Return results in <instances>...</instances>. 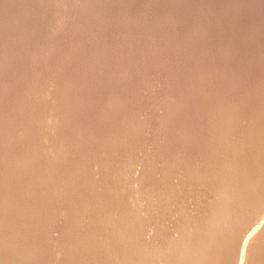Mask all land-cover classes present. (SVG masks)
I'll return each mask as SVG.
<instances>
[{
	"label": "rangeland",
	"instance_id": "rangeland-1",
	"mask_svg": "<svg viewBox=\"0 0 264 264\" xmlns=\"http://www.w3.org/2000/svg\"><path fill=\"white\" fill-rule=\"evenodd\" d=\"M0 3V12L3 10L2 13H0V93H2V95L0 94V98H4L0 99V107H5L0 109L2 111L0 114L3 115L0 116L2 118L4 117V121L5 118L8 117L6 118L8 119L6 120L7 122L11 118L10 123L19 118L16 123L15 121L14 124L12 123L13 126L9 122L10 126L6 122L7 125H4L3 119L0 118V122L3 121L1 122L3 125L0 123V128L1 126L3 128L7 126L5 130L9 129L8 132L4 130V132H7L6 134L9 133V135H11V131L13 130V137L9 139L8 135L5 142L3 141L4 138L1 137H4L6 134L2 135L1 133L3 130L1 131L2 128L0 129V147H2L0 150L3 151H0V162L2 163L4 160L5 163L3 166L7 164L4 166V168L7 169H0V174L2 173L1 175L4 176L3 172L8 170V173H5L7 179L0 175L1 178H4L2 180H4L5 183L7 182L6 184L4 183V189L3 186H1L2 180L0 178V189L2 188V194L0 193V196L2 197L5 194L4 190H6L7 187L9 189L7 188L6 194L7 191L10 193L7 194L8 196L4 195V197L7 196L8 198L6 197L5 199L4 197H0V200H5V202H7L9 198H11L9 199L11 201L16 198V201L14 200L16 205H19L18 202H20L24 208L28 206L26 207L28 211L33 210V208L38 205V209L34 208L31 214L26 210V213H22L18 217L19 221H22H20L22 230L19 229L21 226L19 227L17 218L15 220L12 219L13 222H17L15 227L16 230L13 229L14 236L12 240L16 237L15 239L17 242H15L16 240H14V242L15 244L18 243V250H16L17 248L15 247L17 246L15 245L14 247V242L11 240L10 245H12L13 251L11 250V253L4 251V258H11L15 250L19 251L21 254L20 249H24L26 246L25 250L21 249L23 251L22 255L31 252L32 256L36 255V259L33 257V261H38V257H40L41 259L39 260L41 262L38 261L37 264H74L75 261L77 264H93L96 258V263L94 262V264H111L113 261V264H126L125 257L128 259L130 256L132 258V264H237L238 252L244 236L247 234L246 232L257 220L259 221V219L263 217L262 214L264 211V0H0ZM48 12H50V14H48ZM3 14L5 16H3ZM170 14H172V16ZM1 19L5 20L1 21ZM46 19L49 21L48 24L46 23ZM56 19L60 23L57 24ZM54 20L56 22H54ZM23 29L26 30H24L25 33ZM51 29L52 31H50ZM53 29L56 30L57 33H55L56 31ZM61 30L64 31L62 32ZM85 30H87V32H85ZM26 32L27 34L29 33L30 36L27 35ZM12 34H16L17 36ZM24 34L27 37L24 36ZM67 36L69 37L66 38ZM14 37L15 39L18 38L17 42L21 40L22 44L21 42L15 43L16 40H14ZM29 37L30 39H27ZM18 45L19 48L21 46V49L18 48ZM11 47L13 48L10 50ZM57 47L59 49H57ZM53 51L55 53H52ZM24 53L30 58L26 59L27 57L25 58L19 55H23ZM17 56L23 58L24 61L21 59L20 62H18L19 58ZM52 58H56L55 62ZM101 59L105 60L102 62ZM11 60L13 62H11ZM43 60L44 64H42ZM56 60H59L62 64L58 61L56 62ZM51 65H53V67H51ZM13 66L14 69L16 67V72ZM22 70L23 72H27L23 73ZM99 71L101 73H99ZM17 73L18 75L19 73H23L26 77L23 75L18 76ZM28 74H30L29 77ZM66 81H68V83ZM27 82L29 83L27 84ZM43 83L44 85L48 83V85L46 84L48 87H45ZM34 84H37V86L35 89H32V87L34 88L35 86ZM32 90L34 95L32 99L37 97V93L46 95L44 98L41 95V99H38L36 102L37 98L40 97L39 95L35 101L32 100L31 102L29 92ZM26 95L30 98L29 100ZM109 96L110 98H108ZM184 98L187 100H184ZM194 98L195 101L193 100ZM25 99H27V101H25ZM45 99L47 100L45 101ZM40 100H44L45 102H41ZM33 101L35 103H33ZM1 102L3 104L8 102V104L3 105ZM20 102L26 103L23 104ZM30 102L31 105L32 103L36 104L37 108L36 105H32V107L34 106L35 108L33 107V110H30L32 109L31 106H29ZM80 102H83V104ZM88 102H90V104H88ZM193 102H195V106ZM114 103L117 106L114 105ZM20 104L23 105L19 107ZM26 107L30 108H27V110ZM84 107H86V109ZM4 109L7 113L3 111ZM24 109L28 112L26 116L27 119L29 116V121L31 120L30 115H32L30 113L35 114L32 115L31 122L27 121L25 117L26 111ZM35 109H37L36 112ZM23 110L25 112H23V118H21V111ZM38 110H40V113ZM63 111L67 113L65 114ZM110 111H113V114ZM3 112L7 115H4ZM44 112L45 114H43ZM40 114L43 120L39 116ZM70 116L73 119L70 118ZM36 117H40L38 118L40 119L38 123ZM66 117L68 118L66 119ZM49 118L54 122L49 120ZM64 118L66 120H64ZM35 119L36 125L40 129L34 125ZM69 121H71V123ZM17 123H19V125L22 124L20 128L22 129V135L25 139L19 137L22 135L21 129H18L19 126ZM49 123L52 125L53 129ZM67 123H69L70 127ZM15 124L18 127L15 126ZM30 124H32V126L34 125L33 128ZM47 124L49 126L46 127ZM41 125L44 128L41 127ZM14 126L15 129H13ZM29 126H31L32 129ZM25 128H29L31 131L27 129L26 131ZM34 128L35 130L37 129V131L39 130L40 133L35 131L37 134L34 133L33 135L35 136L31 137ZM17 130L18 132H16ZM64 130L66 132H64ZM38 133L42 135L40 136ZM14 134H17L16 138ZM65 135H68V138ZM28 136L30 140H35L31 142ZM38 137L40 139H37ZM44 137L46 139H44ZM13 138L14 140L11 141ZM17 138H20L23 144L20 143ZM61 138L62 141L60 140ZM8 139L10 141H8ZM23 140L26 141V144L28 143L27 141L31 142V144L27 145H34L36 149L34 146H32L33 148L30 147L32 148L31 150L29 147L28 149L25 148L26 150L21 149L25 146ZM43 140L47 142L46 144L44 143V145ZM49 142L51 144H49ZM62 143L65 146H63ZM19 144L21 145L19 146ZM37 144L41 145V147L38 146L42 149V146H44L46 150L45 148L43 150H45L46 153L49 150L50 153H48L51 155L56 151L58 160L60 158L63 159L60 161H58L57 158L54 159L56 154H54V157L52 156L53 159L48 158V155L45 156L46 154L44 153L39 155L43 150L39 151L38 149L40 148L38 147L37 149ZM54 144L59 145V147L57 145L55 147ZM15 145L17 148H15ZM17 145L20 147L19 150H23V152L26 151V155L18 150L19 147ZM27 145L25 147H27ZM105 149L107 150L106 152ZM37 150L40 152L39 154ZM61 150H64V155L60 154ZM82 150L85 156H82ZM32 151L36 153L34 152L33 155H29L30 158L27 154H32ZM64 152H66V154ZM79 154H81V156ZM36 155L45 156L46 159L42 157L47 164L41 162L44 160H41V157L39 158V156ZM51 155L49 157H51ZM35 156L39 158V162H36L38 158H35V161L34 159L32 160ZM16 157L23 158L20 160V164L19 159L14 161V159H17ZM24 158L25 160L26 158L28 159L27 163L30 161V168L33 166L36 167L37 163H40V167L42 166L41 163L44 164V166L46 165L45 167L42 166L44 171L40 167H37L38 169L40 168L39 171L35 167L31 169L28 167L29 169H24L26 171L29 170V172L33 170L34 172L26 173L23 171V163L26 162ZM54 160H56L55 162H57V164L53 163ZM15 162H17V164ZM50 162L57 166H55V168H57L56 170L53 166L54 172H52L53 168L51 169V164L49 165ZM0 165L2 166V164ZM8 165L9 167H7ZM12 165L13 174L10 176L12 170L10 166ZM15 165H20L19 169L18 166L15 167ZM59 165L60 167H58ZM77 165H79V167ZM37 166H39V164ZM49 166L50 168L48 170H50L52 174L48 173V171L45 173L46 167ZM76 167H78V169ZM188 168L189 170H187ZM20 171L24 172L23 174H30V176L25 175L26 177L24 180V177L20 176L22 175V173H19ZM56 171H59L58 174ZM70 171H73V176L70 174ZM189 171L191 172L189 173ZM40 172L41 174L42 172L45 174L43 173L40 175ZM74 173L77 175H74ZM78 173L80 175H78ZM49 174L50 176L55 174L53 177L56 178L53 179V177H51L46 179ZM120 174H122L123 177ZM13 176L21 177L23 181L19 180V182L21 181L20 185L23 183L25 184V182H28L27 184L30 183V186L23 184V186H28V190H31V186H33L32 182L36 180V183L34 182L36 187L34 184L35 188L31 190L35 193L30 192V195L27 189L25 193L24 189L26 187H19V185H17L18 182L15 184L16 182H13ZM32 176L34 179L31 178V181H33H28L30 178L27 179V177ZM44 176L45 180L43 178ZM60 176L64 181L67 179L69 184L66 181L62 185L61 183L63 180ZM59 177L62 182L58 180ZM109 178L111 181L108 180ZM48 180L51 183L53 182L54 185L50 186V184H47ZM55 180L57 181L56 185L61 186H58L60 195L57 198L55 197L57 196V190L56 193H54L56 189V187H54ZM77 180H79V182ZM37 181H40L39 184ZM59 182L60 184H58ZM100 183H102V185ZM114 183L116 185H114ZM14 184L16 185L14 186L15 188H13ZM75 184L77 185L75 186ZM62 186H64L66 192H64ZM16 187L17 189H21V191L18 190L19 193L16 192ZM46 188L52 191L49 189L46 190ZM35 190H38L39 193L42 191L43 194H38ZM22 191L24 192V196L25 194L28 195V193L30 196L23 197ZM32 194L37 197L32 196ZM69 194L72 196H69ZM38 195L39 198L44 196L42 200H38L39 202L37 201ZM60 196L64 204L61 202V199L59 200V198H61ZM66 198H68V200ZM50 199L52 201H48ZM9 200L8 204H11ZM24 200L27 201L24 202ZM42 201H44V205L47 203L49 204L44 206ZM53 201L54 203L58 201L59 204H54ZM13 202L12 204H15ZM29 202L31 204L33 203L35 206L32 204V208ZM6 204L7 203H5V205ZM42 205L43 207H40ZM1 206H3V204ZM6 209L7 208H4L3 210L2 208L1 211H3V216L5 215L6 219L8 218L7 220L5 216H1L2 213H0L1 219L4 218L5 220L1 221L5 223L9 220V216L12 215L7 209V212L11 214H8V216L7 212H5ZM38 210L45 214L48 212L47 214L51 215L50 217L49 215L46 216L47 214H42L38 212ZM34 212L40 213L39 215H41L43 220ZM61 212L63 214H61ZM36 214L38 216H35ZM26 215H28L29 219ZM23 216L26 217L24 221L26 219L30 221L27 229L25 225H27L28 221L26 220L24 225L23 219H20L23 218ZM78 217L81 218V221ZM34 219L37 221V226ZM76 220L78 223H76ZM32 224L34 227L36 226V229L40 232L33 228V226H31ZM29 225L32 229H30ZM3 227L2 224L0 228L3 229ZM28 228L33 231L35 229L36 231H30ZM92 230L93 232H91ZM20 231L25 233L24 236ZM1 233L4 234L5 230H2ZM29 233L31 235L33 233V236H30ZM19 234H22V239ZM117 234L121 235L118 236ZM28 236L30 239H35V242L33 240V243L30 240L27 242L29 238L26 239V237ZM72 236H76L77 238L73 239ZM82 237L85 240L81 239ZM88 239L90 240L89 243L87 241ZM95 239L98 240L96 241ZM20 240H22V242L24 241L22 243H25V246L23 245L24 247L21 246ZM101 240H105L104 244ZM48 241L51 242L55 250L51 249V245L48 246L50 243ZM77 241L79 242L78 244ZM30 242L33 245H31ZM44 242H47V247ZM96 242L97 244L101 242V244L96 245ZM34 243L38 244H36L37 247L34 246ZM91 244L93 247L90 246ZM95 245L97 248L94 247ZM32 246L35 249H44L36 251ZM57 246L58 248H56ZM116 247L119 249H116ZM27 248L37 253L43 251L44 254L41 253V255L38 253L33 255L34 252L32 253V250H29L30 252L28 253ZM62 248H65L64 252ZM100 248L102 249L101 252ZM72 249H75L76 252ZM249 249V255L247 256L249 261H247V264H264V227L253 240ZM78 250L82 251V253ZM16 251L13 264H26L29 262L30 259L27 257L31 255L20 256L19 254L18 256L17 254L19 252L16 253ZM83 251H85V253H83ZM94 251L97 252L95 253ZM2 252L1 259L4 254ZM70 252L74 255H71ZM45 253L48 254V256ZM8 255L9 257H5ZM111 255H115V258ZM84 256L86 261L81 260L84 259L82 258ZM16 257H20V259L26 257L28 262L24 260V263L22 262L23 259L20 261V259ZM48 258H50L51 261L48 260ZM68 258L71 259L72 262ZM32 260L29 264L36 262Z\"/></svg>",
	"mask_w": 264,
	"mask_h": 264
},
{
	"label": "bare ground",
	"instance_id": "bare-ground-1",
	"mask_svg": "<svg viewBox=\"0 0 264 264\" xmlns=\"http://www.w3.org/2000/svg\"><path fill=\"white\" fill-rule=\"evenodd\" d=\"M246 1H247V0H246ZM249 1H250V0H249ZM4 3H5V2H4ZM240 3H241V2H240ZM0 4H1V3H0ZM242 4H243V3H242ZM249 4H250V3H249ZM246 5H247V4H246ZM42 6H43V4H42ZM47 6H48V5H47ZM238 6H239V5H238ZM12 7H13V6H12ZM14 7H15V6H14ZM250 8H251V7H250ZM2 9H3V8H2ZM44 9H45V8H44ZM47 9H48V8H47ZM49 9H50V7H49ZM65 9H66V8H65ZM94 9H95V8H94ZM87 10H88V9H87ZM245 10H246V9H245ZM251 10H252V8H251ZM253 10H254V8H253ZM2 11H3V10H2ZM2 11H1L0 13H2ZM40 11H41V10H40ZM97 11H98V10H97ZM238 11H239V10H238ZM6 12H7V11H6ZM11 12H12V11H11ZM17 12H18V11H17ZM62 12H63V11H62ZM64 12H65V11H64ZM87 13H88V12H87ZM134 13H135V12H134ZM173 13H174V12H173ZM246 13H247V12H246ZM11 14H12V13H11ZM14 14H15V13H14ZM48 14H50V12H48ZM51 14H52V13H51ZM58 14H59V13H58ZM84 14H85V13H84ZM176 14H177V13H176ZM247 14H248V13H247ZM6 15H7V14H6ZM15 15H17V14H15ZM46 15H47V14H46ZM94 15H95V14H94ZM170 15L172 16V14H170ZM248 15H249V14H248ZM3 16H5V15L3 14ZM9 16H10V14H9ZM11 16H12V15H11ZM51 16H52V15H51ZM90 16H91V15H90ZM189 16H190V15H189ZM243 16H244V15H243ZM245 16H246V15H245ZM249 16H250V15H249ZM13 17H14V16H13ZM52 17H53V16H52ZM62 17H64V16H62ZM88 17H89V16H88ZM178 17H179V16H178ZM5 18H6V17H5ZM45 18H46V17H45ZM48 18H49V16H48ZM60 18H61V16H60ZM175 18H176V17H175ZM186 18H187V16H186ZM9 19H10V18H9ZM14 19H15V17H14ZM39 19H40V18H39ZM50 19H51V18H50ZM54 19H55V17H54ZM57 19H58V18H57ZM57 19H56V20H57ZM86 19H87V18H86ZM86 19H85V20H86ZM140 19H141V18H140ZM188 19H189V17H188ZM2 20H3V19H1V21H2ZM4 20H5V19H4ZM4 20H3V21H4ZM10 20H12V19H10ZM10 20H9V21H10ZM15 20H16V19H15ZM42 20H43V19H42ZM46 20H47V19H46ZM46 20H44V21H46ZM52 20H53V19H52ZM58 20H59V19H58ZM58 20H57V24L60 23ZM63 20H64V19H63ZM87 20H88V19H87ZM90 20H91V19H90ZM94 20H95V19H94ZM184 20H185V19H184ZM7 21H8V20H7ZM50 21H51V20H50ZM141 21H142V20H141ZM48 22H49V21L47 20L46 23L48 24ZM54 22H56V21L54 20ZM61 22H62V21H61ZM85 22H86V21H85ZM93 22H94V21H93ZM95 22H96V21H95ZM1 23H4V22H1ZM39 23H40V22H39ZM83 23H84V22H83ZM86 23H87V22H86ZM167 23H168V22H167ZM11 24H12V23H11ZM42 24H44V23H42ZM52 24H55V23H52ZM57 24H56V25H57ZM14 25H15V23H14ZM50 25H51V24H50ZM63 25H64V24H63ZM83 25H84V24H83ZM96 25H97V24H96ZM165 25H166V24H165ZM165 25H164V26H165ZM0 26H1V25H0ZM10 26H13V25H10ZM17 26H18V25H17ZM51 26H54V25H51ZM57 26H58V25H57ZM61 26H62V25H61ZM87 26H88V25H87ZM164 26H163V27H164ZM8 27H9V26H8ZM13 27H14V26H13ZM20 27H21V26H20ZM46 27H47V26H46ZM49 27H50V26H49ZM59 27H60V26H59ZM84 27H85V26H84ZM167 27H168V26H167ZM22 28H23V27H22ZM22 28H20V29H22ZM24 28H25V27H24ZM61 28H62V27H61ZM70 28H71V27H70ZM89 28H90V27H89ZM100 28H101V27H100ZM132 28H133V27H132ZM135 28H136V27H135ZM12 29H13V28H12ZM15 29H16V28H15ZM15 29H14V30H15ZM26 29H27V28H26ZM43 29H44V28H43ZM45 29H46V28H45ZM62 29H63V28H62ZM64 29H65V28H64ZM71 29H72V28H71ZM87 29H88V27H87ZM95 29H96V28H95ZM187 29H188V28H187ZM24 30H25V29H23V31H24ZM48 30H49V28H48ZM53 30H54V29H53ZM57 30H59V29H57ZM91 30H92V29H91ZM11 31H12V30H11ZM11 31H10V32H11ZM17 31H18V30H17ZM20 31H21V30H20ZM25 31H26V30H25ZM25 31H24V33H25ZM50 31H52V29H51ZM54 31H56V30H54ZM61 31L63 32L64 30H61ZM65 31H66V29H65ZM89 31H90V30H89ZM89 31H88V32H89ZM98 31H99V30H98ZM27 32H29V31H27ZM27 32H26V34H27ZM59 32H60V31H59ZM67 32H69V31H67ZM83 32H84V31H83ZM85 32H87V30H85ZM12 33H13V32H12ZM17 33H18V32H17ZM20 33H21V32H20ZM29 33H30V32H29ZM29 33H28L27 35H29ZM55 33H57V31H56ZM74 33H75V32H74ZM92 33H93V32H92ZM182 33H183V32H182ZM187 33H188V32H187ZM18 34H19V33H18ZM22 34H23V32H22ZM22 34H21V36H22ZM67 34H69V33H67ZM87 34H88V33H87ZM147 34H148V33H147ZM12 35H16V34H12ZM46 35H48V34H46ZM55 35H56V34H55ZM65 35H66V34H65ZM71 35H72V34H71ZM89 35H90V34H89ZM143 35H144V34H143ZM16 36H17V35H16ZM21 36H19V37H21ZM24 36H26V35L24 34ZM29 36H30V35H29ZM171 36H172V35H171ZM26 37H27V36H26ZM31 37H32V36H31ZM68 37H69V36H67L66 38H68ZM78 37H79V36H78ZM147 37H148V36H147ZM190 37H191V36H190ZM8 38H9V37H8ZM16 38H17V37H16ZM21 38H22V37H21ZM23 38H24V37H23ZM49 38H50V36H49ZM52 38H53V37H52ZM27 39H30V37L27 38ZM45 39H47V38H45ZM78 39H79V38H78ZM82 39H83V38H82ZM87 39H88V38H87ZM91 39H92V38H91ZM146 39H147V38H146ZM186 39H187V38H186ZM14 40H16L15 43H18V42H19V41L17 42L18 38L15 39V37H14ZM19 40H20V39H19ZM22 40H23V39H22ZM54 40H55V39H54ZM84 40H85V39H84ZM94 40H95V39H94ZM50 41H51V40H50ZM80 41H81V40H80ZM82 41H83V40H82ZM85 41H87V40H85ZM92 41H93V40H92ZM183 41H184V40H183ZM1 42H2V41H1ZM13 42H14V41H13ZM20 42H21V44H22V41H21V40H20ZM20 42H19V43H20ZM26 42H27V41H26ZM26 42H23V43H26ZM70 42H71V41H70ZM88 42H89V41H88ZM150 42H151V41H150ZM153 42H154V41H153ZM11 43H12V42H11ZM64 43H65V42H64ZM64 43H63V44H64ZM180 43H181V42H180ZM48 44H49V43H48ZM55 44H56V41H55ZM73 44H74V43H73ZM177 44H178V43H177ZM182 44H183V43H182ZM46 45H47V44H46ZM58 45H59V44H58ZM140 45H141V44H140ZM174 45H175V44H174ZM8 46H9V45H8ZM11 46H12V45H11ZM14 46H15V45H14ZM14 46H13V47H14ZM23 46H24V44H23ZM52 46H54V45H52ZM74 46H75V45H74ZM76 46H77V45H76ZM79 46H80V45H79ZM146 46H147V45H146ZM186 46H187V45H186ZM188 46H189V45H188ZM4 47H5V46H4ZM13 47H11L10 50H11ZM16 47H17V46H16ZM24 47H25V46H24ZM54 47H55V46H54ZM54 47H53V48H54ZM64 47H65V46H64ZM14 48H15V47H14ZM18 48H19V45H18ZM59 48H60V46H59ZM59 48L57 47V49H59ZM77 48H78V46H77ZM80 48H81V47H80ZM112 48H113V47H112ZM145 48H146V47H145ZM152 48H153V47H152ZM183 48H184V47H183ZM6 49H7V48H6ZM16 49H17V48H16ZM19 49H21V46H20ZM51 49H52V48H51ZM74 49H75V48H74ZM158 49H159V48H158ZM13 50H14V49H13ZM54 50H55V49H54ZM72 50H73V49H72ZM14 51H16V50H14ZM14 51H13V52H14ZM56 51H57V50H56ZM59 51H61V50H59ZM111 51H112V50H111ZM111 51H110V52H111ZM0 52H1V51H0ZM48 52H49V51H48ZM135 52H136V50H135ZM138 52H139V51H138ZM9 53H10V52H9ZM49 53H50V52H49ZM52 53H55V52L53 51ZM57 53H58V52H57ZM61 53H62V52H61ZM68 53H69V52H68ZM73 53H75V52H73ZM111 53H112V52H111ZM15 54H16V53H15ZM24 54H25V55H24ZM24 54H23V55H22V54H19V55H20V56H24V57L26 58V57H27V56H26V53H24ZM59 54H60V53H59ZM78 54H79V53H78ZM112 54H113V53H112ZM117 54H118V53H117ZM119 54H120V53H119ZM214 54H215V53H214ZM228 54H229V53H228ZM228 54H227V55H228ZM19 55H18V56H19ZM55 55H56V54H55ZM83 55H84V54H83ZM90 55H91V54H90ZM138 55H139V54H138ZM160 55H161V54H160ZM162 55H163V54H162ZM2 56H3V55H2ZM5 56H7V55H5ZM10 56H11V54H10ZM13 56H14V55H13ZM13 56H12V57H13ZM18 56H17V57H18ZM50 56H51V54H50ZM50 56H49V57H50ZM95 56L98 57L97 55H95ZM115 56H116V55H115ZM139 56H140V55H139ZM225 56H226V55H225ZM53 57H54V56H53ZM60 57H61V56H60ZM120 57H121V56H120ZM10 58H11V57H10ZM18 58H19V57H18ZM18 58H17V59H18ZM28 58H30V57H27L26 59H28ZM43 58H44V57H43ZM47 58H48V57H47ZM72 58H73V56H72ZM99 58H100V57H99ZM115 58H117V57H115ZM152 58H153V57H152ZM164 58H165V57H164ZM166 58H167V57H166ZM170 58H171V57H170ZM0 59H1V58H0ZM17 59H16V60H17ZM21 59L23 60V58H19V61H18V62H20ZM45 59H46V58H45ZM53 59H54V60H53ZM55 59H56V58H52V60H53L54 62H55ZM62 59H63V58H62ZM93 59H94V57H93ZM159 59H161V58H159ZM162 59H163V58H162ZM168 59H169V58H168ZM50 60H51V59H50ZM52 60H51V62H52ZM101 60H102V59H101ZM104 60H105V59H104ZM104 60H102V62H103ZM225 60H226V59H225ZM225 60H224V61H225ZM23 61H24V60H23ZM27 61H28V60H27ZM31 61H32V58H31ZM31 61H30V62H31ZM33 61H34V60H33ZM57 61H58L59 63H61L59 60H56V62H57ZM110 61H111V60H110ZM135 61H136V60H135ZM167 61H168V60H167ZM1 62H3V61H1ZM8 62H9V61H8ZM11 62H13V61L11 60ZM16 62H17V61H16ZM16 62H15V63H16ZM18 62H17V63H18ZM21 62H22V61H21ZM35 62H36V61H35ZM45 62H46V61H45ZM65 62H66V61H65ZM100 62H101V61H100ZM111 62H112V61H111ZM17 63H16V64H17ZM49 63H50V62H49ZM112 63H113V62H112ZM236 63H237V62H236ZM42 64H44V60H43V63H42ZM51 64H52V63H51ZM53 64H55V63H53ZM61 64H62V63H61ZM99 64H101V63H99ZM123 64H124V63H123ZM1 65H2V64H1ZM5 65H6V64H5ZM13 65H14V64H13ZM17 65H18V64H17ZM55 65H56V64H55ZM107 65H108V64H107ZM118 65H119V64H118ZM233 65H234V64H233ZM236 65H237V64H236ZM3 66H4V65H3ZM3 66H2V67H3ZM6 66H7V65H6ZM19 66H20V65H19ZM43 66H45V65H43ZM48 66H49V65H48ZM48 66H46V67H48ZM58 66H59V65H58ZM96 66H97V65H96ZM110 66H111V65H110ZM115 66H116V65H115ZM10 67H11V66H10ZM51 67H53V65H51ZM60 67H61V66H60ZM98 67H99V66H98ZM102 67H103V66H102ZM105 67H106V66H105ZM215 67H216V65H215ZM227 67H229V66H227ZM227 67H226V68H227ZM17 68H18V66H17ZM62 68H63V67H62ZM62 68H61V69H62ZM106 68H107V67H106ZM110 68H111V67H110ZM0 69H1V68H0ZM13 69H14V66H13ZM15 69H16V67H15ZM15 69H14V71H15ZM21 69H23V68H21ZM6 70H7V69H6ZM17 70H18V69H17ZM49 70H50V69H49ZM51 70H52V69H51ZM64 70H65V69H64ZM97 70H99V69H97ZM223 70H224V69H223ZM19 71H20V70H19ZM32 71H33V70H32ZM220 71H221V70H220ZM0 72H1V71H0ZM15 72H16V71H15ZM20 72H21V71H20ZM22 72H23V70H22ZM24 72H27V71H24ZM24 72H23V73H24ZM56 72H57V71H56ZM78 72H79V71H78ZM23 73H21V74L19 73V75L22 76ZM29 73H30V72H29ZM54 73H55V72H54ZM54 73H53V74H54ZM67 73H68V72H67ZM76 73H77V72H76ZM83 73H84V72H83ZM88 73H89V72H88ZM99 73H101V72L99 71ZM25 74H26V73H25ZM11 75H12V74H11ZM17 75H18V73H17ZM17 75H16V76H17ZM19 75H18V76H19ZM67 75H68V74H67ZM83 75H84V74H83ZM110 75H111V74H110ZM16 76H15V77H16ZM21 76H20V77H21ZM23 76H25V75H23ZM29 76H30V74H28V77H29ZM31 76H32V74H31ZM53 76H55V75H53ZM57 76H58V74H57ZM60 76H61V75H60ZM90 76H91V75H90ZM101 76H102V75H101ZM103 76H105V75H103ZM13 77H14V76H13ZM20 77H19V78H20ZM25 77H26V76H25ZM28 77H27V78H28ZM32 77H33V76H32ZM58 77H59V76H58ZM76 77H77V76H76ZM82 77H83V76H82ZM10 78H11V77H10ZM30 78H31V77H30ZM83 78H84V77H83ZM115 78H116V77H115ZM22 79H23V78H22ZM22 79H21V80H22ZM24 79H25V78H24ZM16 80H17V79H16ZM26 80H27V79H26ZM28 80H29V79H28ZM34 80H35V78H34ZM99 80H101V79H99ZM17 81H18V80H17ZM19 81H20V80H19ZM72 81H73V80H72ZM81 81H82V80H81ZM23 82H25V81H23ZM34 82H36V81H34ZM47 82H50V81H47ZM66 82L68 83V81H66ZM82 82H83V81H82ZM96 82H97V81H96ZM102 82H103V81H102ZM1 83H2V82H1ZM25 83H26V82H25ZM28 83H29V82H27V84H28ZM31 83H32V82H31ZM85 83H86V82H85ZM91 83H92V82H91ZM100 83H101V82H100ZM121 83H122V82H121ZM27 84H26V85H27ZM46 84L48 85V83H46ZM46 84L44 85V83H43V85H44L45 87H48V86H46ZM11 85H12V84H11ZM34 85H35V84H34ZM51 85H52V84H51ZM89 85H90V84H89ZM91 85H92V84H91ZM105 85H106V84H105ZM1 86H2V85H1ZM15 86H16V85H15ZM32 86H33V85H32ZM36 86H37V84L34 86V88L32 87V89H35ZM38 86H39V85H38ZM49 86H50V85H49ZM93 86H94V85H93ZM5 87H6V86H5ZM13 87H14V86H13ZM28 87H30V86H28ZM100 87H101V85H100ZM2 88H3V87H2ZM9 88H10V87H9ZM23 88H24V86H23ZM37 88H38V87H37ZM117 88H118V87H117ZM149 88H150V87H149ZM27 89H28V88H27ZM59 89H60V88H59ZM146 89H147V88H146ZM30 90H31V89H30ZM36 90H37V89H36ZM36 90H35V91H36ZM38 90H39V88H38ZM40 90H41V88H40ZM148 90H149V89H148ZM26 91H27V90H26ZM35 91H34V92H35ZM96 91H97V90H96ZM149 91H150V90H149ZM191 91H193V90H191ZM0 92H1V90H0ZM30 92L32 93L33 90L30 91ZM30 92H29V95L31 96V100H30L31 102H32V100L35 101V99H36L37 97H39V95H40V97L37 98V100H36V102H37L38 99H41V95L43 94V93H42V94L37 93V94H38V95L36 94L37 97H36V98L34 97V99H32V96H34V95H33V93L31 94ZM75 92H77V91H75ZM80 92H83V91H80ZM94 92H95V91H94ZM16 93H17V92H16ZM22 93H23V91H22ZM192 93H193V92H192ZM0 94L2 95V93H0ZM23 94H24V93H23ZM25 94H26V92H25ZM62 94H63V93H62ZM71 94H72V93H71ZM77 94H78V93H77ZM79 94H80V93H79ZM83 94H84V93H83ZM153 94H154V93H153ZM45 95H46V94H45ZM45 95H42L43 98H44ZM195 95H196V94H195ZM4 96H5V95H4ZM23 96H24V95H23ZM26 96H27V95H26ZM72 96H73V95H72ZM85 96H86V95H85ZM87 96H88V95H87ZM91 96H92V95H91ZM115 96H116V95H115ZM6 97H7V96H6ZM77 97H78V96H77ZM80 97H83V96H80ZM116 97H117V96H116ZM146 97H147V96H146ZM180 97H181V96H180ZM27 98H28V96H27ZM43 98H42V99H43ZM90 98H91V97H90ZM108 98H110V96H109ZM111 98H112V97H111ZM0 99H4V98H0ZM29 99H30V98H28V100H29ZM114 99H115V98H114ZM137 99H138V98H137ZM185 99H186V98H184V100H185ZM46 100H47V99H45V101H46ZM48 100H49V99H48ZM81 100H82V99H81ZM87 100H88V99H87ZM186 100H187V99H186ZM193 100L195 101V98H194ZM1 101H2V100H1ZM7 101H8V99H7ZM25 101H27V99H25ZM34 101H33V103H35ZM40 101L42 102V101H44V100H40ZM45 101H44V102H45ZM56 101H57V99H56ZM61 101H62V100H61ZM89 101H90V100H89ZM91 101H92V100H91ZM93 101H94V100H93ZM109 101H110V99H109ZM115 101H116V100H115ZM196 101H197V99H196ZM31 102L29 103V104H30L29 106H31V108H32V109H30V110H33V107H34V106L32 107V105H36V104H33V103H32V105H31ZM59 102H60V101H59ZM77 102H78V101H77ZM137 102H138V101H137ZM172 102H173V101H172ZM187 102H188V101H187ZM20 103L25 104L26 102H25V103H24V102H20ZM80 103H81V102H80ZM84 103H85V102H84ZM118 103H119V102H118ZM193 103H194V106H195V102H193ZM193 103H192V104H193ZM1 104H3V103L1 102ZM6 104H8V102H7ZM6 104L4 103L3 105H6ZM10 104H11V103H10ZM23 104H20L19 107H20L21 105H23ZM41 104H43V103H41ZM81 104H83V102H82ZM86 104H87V103H86ZM86 104H84V105H86ZM88 104H90V102H88ZM92 104H93V102H92ZM149 104H150V103H149ZM190 104H191V103H190ZM196 104H197V103H196ZM47 105H48V103H47ZM114 105H116V104L114 103ZM7 106H8V105H7ZM49 106H50V105H49ZM88 106H89V105H88ZM116 106H117V105H116ZM131 106H132V105H131ZM190 106H191V105H190ZM22 107H23V106H22ZM47 107H48V106H47ZM47 107H46V108H47ZM52 107H53V106H52ZM91 107H92V106H91ZM109 107H110V106H109ZM120 107H121V106H120ZM191 107H192V106H191ZM1 108H5V107H0V109H1ZM6 108H7V107H6ZM27 108L29 109L30 107H26V109H27ZM34 108H35V107H34ZM36 108H37V105H36ZM54 108H55V107H54ZM56 108H57V107H56ZM84 108L86 109V107H84ZM88 108H89V107H88ZM107 108H108V106H107ZM116 108H117V107H116ZM145 108H146V107H145ZM145 108H144V109H145ZM192 108H193V107H192ZM21 109H22V108H21ZM26 109H24V110L26 111ZM28 109H27V110H28ZM38 109H40V108H38ZM50 109H52V108H50ZM50 109H49V110H50ZM109 109H110V108H109ZM160 109H161V108H160ZM189 109H190V108H189ZM193 109H194V108H193ZM193 109H192V110H193ZM9 110H10V109H9ZM18 110H19V109H18ZM24 110L21 111V112H22V117H21V118H23V112H25ZM41 110H42V109H41ZM46 110H47V109H46ZM83 110H84V109H83ZM103 110H104V109H103ZM130 110H131V109H130ZM141 110H142V109H141ZM195 110H196V108H195ZM195 110H194V112H195ZM3 111L5 112L6 110L4 109ZM36 111H37V109H35V112H36ZM43 111H44V110H43ZM67 111H68V109H67ZM84 111H85V110H84ZM108 111H109V110H108ZM117 111H118V110H117ZM189 111H190V110H189ZM0 112H2V111L0 110ZM4 112H3V114L5 115V114L7 113V111H6V113H4ZM38 112L40 113V110H38ZM47 112H48V110H47ZM63 112H64V111H63ZM110 112H112V114H113V111H110ZM187 112H188V111H187ZM190 112H191V111H190ZM196 112H197V111H196ZM9 113H10V112H9ZM9 113H8V115H9ZM39 113H37V114H39ZM41 113H42V112H41ZM64 113H65V112H64ZM66 113H67V112H66ZM66 113H65V114H66ZM107 113H108V112H107ZM123 113H124V112H123ZM16 114H17V113H16ZM30 114L35 115V114H33V113H30ZM43 114H45V112H44ZM48 114H49V113H48ZM60 114H61V113H60ZM69 114H70V113H69ZM69 114H68V115H69ZM174 114H175V113H174ZM0 115L3 116L2 114H0ZM6 115H7V114H6ZM26 115H28V112H27V111H26V114H25V117H26V119H27V116H26ZM32 115H30V116H31V117H30L31 120H32V117H33ZM72 115H73V114H72ZM104 115H105V114H104ZM187 115H188V114H187ZM1 116H0V118H2ZM20 116H21V115H20ZM36 116H38V115H36ZM39 116L41 117V114H40ZM43 116H44V115H43ZM61 116H62V115H61ZM63 116H65V115H63ZM10 117H11V116H10ZM17 117H18V116H17ZM40 117H38V118H40ZM45 117H46V116H45ZM164 117H165V116H164ZM184 117H185V116H184ZM193 117H194V116H193ZM3 118H4V117H3ZM3 118H2V119H3ZM6 118H8V117H6ZM6 118H5V121H4V119H3V121H4V125H5L6 123H8V122L10 123V119H11V118L9 119L8 122L6 121V120H8V119H6ZM13 118H14V117H13ZM36 118H37V117H36ZM38 118H37V123H38V120H40V119H38ZM41 118H42V117H41ZM67 118H68V117H66V119H67ZM70 118H72V117L70 116ZM77 118H78V117H77ZM104 118H105V117H104ZM110 118H111V117H110ZM176 118H177V117H176ZM2 119H1V120H2ZM18 119H19V118H18ZM18 119H17V120H16V119L14 120L15 123L18 121ZM24 119H25V118H24ZM45 119H46V118H45ZM45 119H44V120H45ZM54 119H56V118H54ZM66 119L64 118V120H66ZM72 119H73V118H72ZM130 119H131V118H130ZM173 119H174V118H173ZM20 120H21V119H20ZM31 120L29 121V116H28L27 121L31 122ZM42 120H43V118H42ZM47 120H48V118H47ZM49 120H51V118H49ZM112 120H113V119H112ZM116 120H117V119H116ZM169 120H170V119H169ZM176 120H177V119H176ZM3 121H1V122H3ZM11 121H12V120H11ZM14 121L10 123L12 126H13V124H14ZM33 121H34V120H33ZM51 121L54 122L53 120H51ZM60 121H61V120H60ZM75 121H76V120H75ZM124 121H125V120H124ZM1 122H0V123H1ZM5 122H6V123H5ZM21 122H22V121H21ZM45 122H46V120H45ZM49 122H50V121H49ZM69 122L71 123V121H69ZM107 122H108V121H107ZM121 122H122V121H121ZM173 122H174V121H173ZM175 122H176V121H175ZM9 123H8V124H9ZM12 123H13V124H12ZM24 123H25V122H24ZM24 123H23V124H24ZM50 123H51V122H50ZM50 123H49V125H51ZM56 123H57V122H56ZM62 123H64V122H62ZM73 123H75V122H73ZM119 123H120V122H119ZM140 123H141V122H140ZM169 123H170V122H169ZM1 124L3 125V123H1ZM10 124H9V126H10ZM17 124H18V126H19L18 129H21L20 126H21L22 124H21V125H19V123H17ZM27 124H28V123H27ZM32 124H33V122H32ZM32 124H30V125L32 126ZM39 124H41V123H39ZM39 124H38V125H39ZM58 124H59V123H58ZM67 124L69 125V123H67ZM77 124H78V123H77ZM77 124H76V125H77ZM121 124H122V123H121ZM123 124H124V123H123ZM125 124H126V123H125ZM6 125H7V124H6ZM28 125H29V124H28ZM34 125H35L36 127H38V126L36 125V119H35ZM34 125H33V126H34ZM42 125H43V124H42ZM42 125H41V127H43ZM49 125L47 124L46 127L49 126ZM65 125H66V124H65ZM113 125H115V124H113ZM172 125H173V124H172ZM175 125H176V124H175ZM9 126H8V128H9ZM15 126H17V125L15 124ZM15 126H14L13 129H15ZM18 126H17V127H18ZM31 126H29V127L31 128ZM33 126H32V128H33ZM44 126H45V125H44ZM55 126H56V125H55ZM127 126H128V125H127ZM27 127H28V126H27ZM36 127H35V128H36ZM51 127H52V125H51ZM56 127H57V126H56ZM69 127H70V125H69ZM73 127H74V126H73ZM117 127H118V126H117ZM138 127H139V125H138ZM192 127H193V126H192ZM1 128H2V129H1ZM1 128H0L1 131L3 130V132H4V130L7 128V126H5L4 128L1 126ZM32 128H31V129H32ZM35 128H34V132H32V136H31V137L35 136V135H33L34 133H36V134H37V132L40 133V131H39V130L37 131V129L35 130ZM38 128H39V127H38ZM43 128H44V127H43ZM65 128H67V127H65ZM65 128H64V129H65ZM78 128H79V127H78ZM169 128H171V127H169ZM26 129H27V128H25V130H26ZM39 129H40V128H39ZM46 129H47V128H46ZM52 129H53V127H52ZM70 129H71V128H70ZM184 129H185V128H184ZM8 130H9V129H8ZM8 130H5V131L8 132ZM23 130H24V128H23ZM27 130H30V129L28 128ZM27 130H26V131H27ZM41 130H42V129H41ZM68 130H69V128H68ZM71 130H72V129H71ZM74 130H75V129H74ZM82 130H83V129H82ZM111 130H112V129H111ZM111 130H110V131H111ZM178 130H179V129H178ZM12 131H13V130H12ZM12 131H11V135H9V133L6 134L7 132H4V133L2 132V133H1L2 135H3V134H6V135H5L6 138H5V136H4V137H1V138H4L3 141L7 140V136H8V135H9V136H8L9 139H10L11 137H13V135H12ZM20 131H21V135H22V129H21ZM20 131H19V132H20ZM30 131H31V130H30ZM30 131H29V132H30ZM32 131H33V130H32ZM35 131H37V132H35ZM43 131H44V130H43ZM52 131H55V130H52ZM62 131H63V130H62ZM80 131H81V130H80ZM169 131H170V130H169ZM16 132H18V130H17ZM23 132H24V131H23ZM55 132H56V131H55ZM60 132H61V129H60ZM64 132H66V131L64 130ZM82 132H83V131H82ZM123 132H124V131H123ZM177 132H178V131H177ZM39 133H38V134H39ZM52 133H53V132H52ZM77 133H78V132H77ZM114 133H115V132H114ZM1 134H0V135H1ZM24 134H25V132H24ZM60 134H61V133H60ZM63 134H64V133H63ZM71 134H72V133H71ZM71 134H69V135H71ZM74 134H75V133H74ZM94 134H95V133H94ZM14 135H15V134H14ZM16 135H17V134H16ZM16 135L14 136L15 138H16ZM18 135H19V133H18ZM39 135H40V134H39ZM41 135H42V134H41ZM41 135H40V136H41ZM58 135H59V132H58ZM99 135H100V134H99ZM189 135H190V134H189ZM36 136H37V135H36ZM44 136H46V135H44ZM65 136H66V135H65ZM72 136H73V134H72ZM72 136H71V137H72ZM111 136H112V135H111ZM118 136H119V135H118ZM176 136H177V135H176ZM19 137H22L23 139H25V137H24L23 135H22V136H19ZM26 137H27V135H26ZM28 137H29V136H28ZM60 137H61V136H60ZM66 137L68 138V135H67ZM74 137H75V136H74ZM1 138H0V139H1ZM52 138H54V137H52ZM188 138H189V137H188ZM9 139H8V141H10ZM17 139H19L20 143H22L21 140H20V138H17ZM33 139H34V138H33ZM37 139H40V138L38 137ZM44 139H46V138L44 137ZM56 139H57V138H56ZM56 139H54V140H56ZM64 139H65V138H64ZM71 139H73V138H71ZM78 139H79V138H78ZM172 139H173V138H172ZM12 140H14V138L11 139V141H12ZM26 140H27V138H26ZM29 140H30V137H29ZM34 140H35V139H34ZM34 140H30V141L32 142V141H34ZM60 140L62 141V138H61ZM65 140H66V139H65ZM65 140H64V141H65ZM109 140H110V139H109ZM23 141H24V140H23ZM36 141H37V140H36ZM43 141H44V140H43ZM64 141H63V142H64ZM83 141H84V140H83ZM83 141H81V142H83ZM95 141H96V140H95ZM97 141H98V140H97ZM173 141H174V140H173ZM179 141H180V140H179ZM0 142H1V140H0ZM5 142H6V141H5ZM25 142H26V141H24V143H25ZM27 142H28L27 144H31V142H29V141H27ZM65 142H66V141H65ZM65 142H64V143H65ZM75 142H76V140H75ZM111 142H112V141H111ZM18 143H19V142H18ZM35 143H38V142H35ZM40 143H41V142H40ZM44 143L46 144L47 142L44 141V142H43V145H44ZM56 143H57V142H56ZM59 143H61V142H59ZM70 143H72V142H70ZM83 143H84V142H83ZM3 144H4V143H3ZM22 144H23V143H22ZM27 144L25 143L24 145L26 146ZM49 144H51V143L49 142ZM62 144H63V143H62ZM65 144H66V143H65ZM68 144H69V143H68ZM86 144H87V143H86ZM20 145H21V144H19V146H20ZM38 145H39V144L36 145L37 149H38L39 146L41 147V145H39V146H38ZM54 145H55V144H54ZM56 145H57V144H56ZM56 145H55V147H56ZM81 145H82V144H81ZM176 145H178V144H176ZM179 145H180V144H179ZM1 146H2V145H1ZM17 146H18V145H17ZM19 146H18V147H19ZM25 146L22 147L21 149H25V148L28 149V147H29V149L31 150V149L33 148L32 146H34V145H31V146H28V145H27V147H25ZM50 146H51V145H50ZM50 146H49V147H50ZM57 146L59 147V145H57ZM63 146H65V145L63 144ZM30 147H32V148H30ZM40 147H39V148H40ZM42 147H43V149L45 148L44 146H42ZM51 147H52V146H51ZM81 147H83V146H81ZM178 147H179V146H178ZM1 148H2V147H0V149H1ZM13 148H14V147H13ZM15 148H17L16 145H15ZM34 148H35V146H34ZM65 148H66V147H65ZM72 148H73V147H72ZM19 149H20V147L18 148V150H19ZM35 149H36V148H35ZM40 149H41V150H40ZM40 149H38V150H39V151H42V150H43L42 148H40ZM47 149H48V148H47ZM59 149H60V148H59ZM61 149H62V147H61ZM66 149H67V148H66ZM88 149H89V148H88ZM172 149H173V148H172ZM25 150H26V149H25ZM38 150H37V152H38ZM45 150H46V148H45ZM45 150H43L44 152L42 151L41 153L38 152V154L40 153L39 155H41L42 153H44V154H46L45 156L48 155V158L53 159V157L55 156L54 154H56L55 149H54L55 153H53L52 155L49 154V153H50L49 150H48L49 153L47 152L48 154L46 153ZM174 150H175V149H174ZM178 150H180V149H178ZM0 151H2V150H0ZM19 151L23 152V150H19ZM27 151H28V150H27ZM50 151H51V150H50ZM63 151H64V150H63ZM63 151L61 150L62 153L59 151L60 154H63ZM77 151H78V150H77ZM79 151H80V148H79ZM79 151H78V152H79ZM106 151H107V150L105 149V152H106ZM176 151H177V150H176ZM2 152H3V151H2ZM17 152H18V151H17ZM25 152H26V151H25ZM25 152H23L22 154H25ZM34 152H35V151H32V154H31V153H30V154H27V156H29V155H30V156L33 155ZM82 152H83V150H82ZM97 152H98V151H97ZM28 153H29V152H28ZM35 153H36V152H35ZM64 153L66 154V152H64ZM67 153H68V152H67ZM20 154H21V153H20ZM60 154H59V155H60ZM75 154H76V153H75ZM83 154H84V152L82 153V156H85V155H83ZM90 154H91V153H90ZM90 154H89V155H90ZM181 154H182V153H181ZM2 155H3V154H2ZM2 155H1V156H2ZM25 155H26V154H25ZM39 155H36V156H39ZM50 155H51V157H49ZM63 155H64V154H63ZM76 155H78V154H76ZM79 155L81 156V154H79ZM3 156H4V155H3ZM3 156H2V157H3ZM12 156H13V155H12ZM23 156H24V155H23ZM23 156H21V157H23ZM30 156H29V157H30ZM36 156H35L34 158H32V160L34 159V161H35V160L38 158V157H36ZM42 156H43V155H42ZM42 156H39V158L41 157V160H44L43 157H45V156H43V157H42ZM52 156H53V157H52ZM61 156H62V155H61ZM103 156H104V155H103ZM108 156H109V155H108ZM6 157H7V156H6ZM32 157H33V156H32ZM58 157H60V156H58ZM77 157H79V156H77ZM95 157H96V156H95ZM95 157H94V158H95ZM0 158H1V157H0ZM16 158H17V159H14V161H15V160L17 161V160L19 159V164H20V163H21L20 160L23 159V158H20V157H19V158L16 157ZM30 158H31V157H30ZM35 158H36V159H35ZM39 158H38V160H37L36 162H39ZM42 158H43V159H42ZM48 158H47V159H48ZM55 158H57V154H56V156L54 157V159H55ZM68 158H69V157H68ZM84 158H85V157H84ZM3 159H4V158H3ZM6 159H7V158H6ZM45 159H46V157H45ZM61 159H63V158H60L59 160H58V158H57L58 161H60ZM82 159H83V158H82ZM7 160H8V159H7ZM9 160H10V159H9ZM27 160H28L27 158H26V160H25V158H24V161H26V162L23 163V169L26 168V170L30 168V166H29V162H30V161L27 163ZM32 160H31V162H32ZM48 160H49V159H48ZM64 160H65V159H64ZM67 160H68V159H67ZM80 160H81V157H80ZM83 160H84V159H83ZM91 160H92V159H91ZM0 161H1V159H0ZM11 161H12V160H11ZM49 161H50V160H49ZM52 161H53V160H52ZM55 161H56V160H54L53 163H56V164H57V162H55ZM65 161H66V160H65ZM65 161H64V163H65ZM84 161H85V160H84ZM84 161H83V162H84ZM94 161H95V160H94ZM6 162H7V161H6ZM8 162H9V161H8ZM41 162H44V164H47V163H45V162H46L45 160H44V161H41ZM47 162H48V161H47ZM61 162H62V161H61ZM75 162H76V161H75ZM81 162H82V161H81ZM92 162H93V161H92ZM92 162H91V163H92ZM121 162H122V161H121ZM4 163H5L4 160L2 161V163L0 162V164H2V166H3ZM15 163L17 164V162H15ZM33 163H35V162H33ZM53 163H52V164H53ZM70 163H71V162H70ZM70 163H69V165H70ZM85 163H86V162H85ZM87 163H88V162H87ZM111 163H112V162H111ZM123 163H124V162H123ZM123 163H122V164H123ZM38 164H39V166H37ZM44 164L41 163V165H42L43 167L46 166V165L44 166ZM50 164H51V162L49 163V165H50ZM52 164L50 165V166H51V169L53 168V166H54V168H55V166H56L55 164H53V165H52ZM62 164H63V163H62ZM62 164H61V167H62ZM65 164H66V163H65ZM65 164H64V166H65ZM78 164H79V163H78ZM105 164H106V162H105ZM105 164H104V165H105ZM129 164H130V163H129ZM6 165H7V164H5L4 166H6ZM37 165H36V167H35V166H33V167H35V168L40 167V163H37ZM71 165H72V164H71ZM74 165H75V164H74ZM79 165H80V164H79ZM79 165H77V166L79 167ZM87 165H88V164H87ZM100 165H101V164H100ZM114 165H115V164H114ZM0 166H1V165H0ZM2 166H1L0 169L4 168V166H3V167H2ZM17 166H18V169H19L20 165H17ZM17 166L15 165V167H17ZM42 166L40 167L41 169H43ZM50 166H49V167H46V169H45V173H46V171H48V173H51V174H52V172H54V171L57 169V168H55V170H54V168H53V169H52L53 171L51 172L50 170H48V169L50 168ZM130 166H131V165H130ZM180 166H181V165H180ZM7 167H9V165H8ZM10 167L12 168V170H11V175H10V176H12V174H13V173H12V171H13V165L10 166ZM28 167H29V168H28ZM33 167H31V168H33ZM56 167H57V166H56ZM58 167H60V165H59ZM65 167H66V166H65ZM69 167H70V166H69ZM78 167H76V168L78 169ZM82 167H83V166H82ZM115 167H116V166H115ZM189 167H190V166H189ZM11 168H10V169H11ZM21 168H22V167H21ZM21 168H20V169H21ZM31 168H30V169H31ZM35 168H34V169H35ZM40 168H39V169H40ZM76 168H75V169H76ZM80 168H81V166H80ZM85 168H86V167H85ZM175 168H176V167H175ZM6 169H7V168H6ZM6 169L4 168V170H6ZM10 169H9V170H10ZM14 169H15V168H14ZM16 169H17V168H16ZM23 169H22V170H23ZM37 169H38V168H37ZM39 169H38V171H39ZM68 169H69V168H68ZM82 169H83V168H82ZM178 169H179V168H178ZM4 170H2V171H4ZM26 170L24 169L23 171H25L26 173H28L29 170H28V171H26ZM58 170H59V168H58ZM61 170H63V169H61ZM72 170H73V168H72ZM187 170H189V168H188ZM192 170H193V169H192ZM7 171H8V170H7ZM7 171H6V172H3V173H4V174H3L4 176L1 175L2 173H1L0 175H1L2 177L6 178L7 176L5 177V175H6L5 173H8ZM14 171H15V170H14ZM30 171H31V170H30ZM36 171H37V170H36ZM43 171H44V169H43ZM49 171H50V172H49ZM65 171H66V170H65ZM121 171H123V170H121ZM182 171H183V170H182ZM0 172H1V170H0ZM15 172H16V171H15ZM33 172H34V171L32 170V171L29 172V173H33ZM56 172H57V174H58L59 171H56ZM56 172H55V173H56ZM70 172H71V171H70ZM72 172H73V171H72ZM72 172L70 173L71 175L73 174ZM190 172H191V171H189V173H190ZM9 173H10V172H9ZM19 173H22V175H20V176L24 177V180H25V177H26L27 175L30 176V174H23L24 172H21V171H20ZM43 173H44V172H42V174H43ZM45 173H44V174H45ZM48 173H47V174H48ZM60 173H61V172H60ZM66 173H67V172H66ZM85 173H86V172H85ZM194 173H195V172H194ZM34 174H35V173H34ZM42 174H41V172H40V175H42ZM47 174H46V175H47ZM124 174H125V173H124ZM192 174H193V173H192ZM198 174H199V173H198ZM14 175H15V174H14ZM23 175H24V176H23ZM25 175H26V176H25ZM59 175H60V174H59ZM62 175H63V174H62ZM62 175H61V176H62ZM68 175H69V174H68ZM71 175H70V176H71ZM74 175H77V174L74 173ZM78 175H80V174L78 173ZM84 175H85V174H84ZM120 175H122V174H120ZM127 175H128V174H127ZM1 176H0V178H1ZM10 176H9V178H10ZM37 176H38V174H37ZM53 176H55V174H54ZM53 176H52V175L50 176V174H49V176H47L46 179H47V178L49 179V178H51V177H53ZM57 176H58V175H57ZM61 176H60V177H61ZM65 176H67V175H65ZM70 176H69V177H70ZM72 176H73V175H72ZM94 176H95V175H94ZM118 176H119V174H118ZM60 177H59V179H58L59 181L61 180ZM78 177H79V176H78ZM122 177H123V175H122ZM122 177H121V178H122ZM4 178H1V180L4 179ZM19 178H20V179H19ZM28 178H30V180H28V181H30V182L33 181V180L31 181V178L34 179L33 176H32V177H27V179H28ZM43 178H44V180H45V176H44ZM55 178H56V177H53V179H55ZM61 178H62V177H61ZM64 178H65V177H64ZM112 178H113V176H112ZM6 179H7V178H6ZM27 179H26V180H27ZM35 179H36V178H35ZM65 179H66V178H65ZM76 179H77V178H76ZM1 180H0V181H1ZM10 180H11V179H10ZM19 180H22L21 177H18V176L15 177V176H13V182H16L15 184H17V182H18L17 185H19V187H20V186L22 187L24 183L20 185L21 181L19 182ZM50 180H51V179H50ZM62 180H63V178H62ZM62 180H61V182H62ZM81 180H82V179H81ZM108 180H110V178H109ZM115 180H116V179H115ZM121 180H122V179H121ZM172 180H173V178H172ZM5 181H6V180H5ZM11 181H12V180H11ZM22 181H23V180H22ZM35 181H36V180H35ZM35 181H34V182H35ZM52 181H53V180H52ZM55 181H56V180H55ZM66 181H67V179H66ZM66 181L63 180V182H62L61 184L63 185V183H65ZM77 181L79 182V180H77ZM83 181H84V180H83ZM110 181H111V180H110ZM173 181H174V180H173ZM1 182H2V183H1ZM1 182H0V183L2 184L1 186H3V188L5 189L4 186H5V184H6L7 182L5 183L4 180H2ZM9 182H10V181H9ZM24 182H25V181H24ZM34 182H32V183H33V186H31V190H32V188H35V187H36V184H35L36 182H35V183H34ZM39 182H40V181H39ZM39 182L37 181L38 184H39ZM46 182H47V181H46ZM46 182H45V183H46ZM48 182H50V181L48 180ZM48 182H47V184H50V186H51V185H52V186L54 185L53 182H52V183H51V182L48 183ZM71 182H72V181H71ZM71 182H70V183H71ZM96 182H97V181H96ZM115 182H116V181H115ZM123 182H124V181H123ZM132 182H133V181H132ZM141 182H142V181H141ZM174 182H175V181H174ZM4 183H5V184H4ZM11 183H12V182H11ZM27 183H28V182H27ZM27 183L25 182V184H27ZM67 183H68V181H67ZM72 183H73V182H72ZM75 183H77V182H75ZM88 183H89V182H88ZM105 183H106V182H105ZM109 183H111V182H109ZM162 183H163V182H162ZM3 184H4V185H3ZM15 184L13 185V188H15V187H14V186H16ZM25 184H24V185H25ZM29 184H30V183H29ZM29 184H27V185H29ZM34 184H35V187H34ZM42 184H43V183H42ZM56 184H57V181L55 182V186H54V187H56V189L54 188V189H55V192H54V193H56V190H57V193H58V194L56 193L57 196H55V194H54V196L57 198V197H59V195H60V194H59V192H60V191H59V190H60L59 187H61V186L58 185V186H59V187H58ZM58 184H60V182H59ZM68 184H69V183H68ZM68 184H67V185H68ZM78 184H79V183H78ZM100 184L102 185V183H100ZM112 184H113V183H112ZM119 184H120V183H119ZM174 184H175V183H174ZM9 185H10V184H9ZM11 185H12V184H11ZM65 185H66V184H65ZM76 185H77V184H75V186H76ZM109 185H111V184H109ZM114 185H116V184L114 183ZM144 185H145V184H144ZM29 186H30V185H29ZM39 186H41V185H39ZM69 186H71V185H69ZM81 186H82V185H81ZM107 186H108V185H107ZM117 186H118V185H117ZM162 186H163V185H162ZM178 186H179V185H178ZM24 187H26V186H23V188H24ZM27 187H28V186H27ZM27 187L24 189V190H25V193H26V189L28 190ZM47 187H48V186H47ZM57 187H58V189H57ZM62 187H63L64 192H66L64 186H62ZM71 187H72V186H71ZM105 187H106V186H105ZM108 187H109V186H108ZM108 187H107V188H108ZM114 187H115V186H114ZM7 188H8V187H7ZM7 188H6V190H7ZM49 188H50V187H49ZM49 188H48V189H49ZM103 188H104V187H103ZM177 188H178V187H177ZM1 189H2V188H1ZM1 189H0V193L2 194ZM8 189H9V188H8ZM16 189H17V187H16ZM48 189L46 188V190H48ZM52 189H53V187H52ZM67 189H68V188H67ZM71 189H72V188H71ZM75 189H77V188H75ZM81 189H82V188H81ZM104 189H105V188H104ZM108 189H109V188H108ZM6 190H4L5 194H4V193H3V194H4V195L10 194V193H8V191H7V194H6ZM10 190H11V189H10ZM18 190L21 191V189H19V188L17 189V191H16V190H15V191L18 192ZM31 190H28L29 193H30V192H34V191H31ZM33 190H34V189H33ZM39 190H40V189H39ZM46 190H45V191H46ZM49 190H51V189H49ZM68 190H69V189H68ZM68 190H67V191H68ZM72 190H73V189H72ZM15 191H13V192H15ZM28 191H27V192H28ZM35 191H36V190H35ZM43 191H44V190H43ZM51 191H52V190H51ZM51 191H50V192H51ZM58 191H59V192H58ZM61 191H62V190H61ZM9 192H10V191H9ZM22 192H23V191H22ZM36 192H38V190H37ZM62 192H63V191H62ZM62 192H61V194H62ZM110 192H111V191H110ZM115 192H116V191H115ZM18 193H19V192H18ZM29 193H28V195L25 194V196H30L31 193H30V195H29ZM34 193H35V192H34ZM40 193L43 194L42 191H41ZM40 193L38 192V194H40ZM46 193H47V192H46ZM117 193H118V192H117ZM123 193H124V192H123ZM165 193H166V192H165ZM13 194L16 195L15 193H13ZM20 194H21V192H20ZM48 194H51V193H48ZM84 194H85V193H84ZM4 195H3L2 197H1V196H0V197L3 198ZM17 195H18V194H17ZM36 195H37V194H36ZM44 195H46V194H44ZM62 195H63V194H62ZM64 195H66V194H64ZM7 196H8V195H7ZM7 196H6V197H7ZM19 196H20V195H19ZM25 196H24V192H23V197H25ZM32 196L37 197V196H35V195H33V194H32ZM47 196H48V195H47ZM47 196H45V197L48 198ZM69 196H72V195L69 194ZM147 196H148V195H147ZM6 197H4V198L6 199ZM12 197H13V196H12ZM16 197H17V196H16ZM49 197H50V196H49ZM60 197H61V196H60ZM64 197H65V196H64ZM88 197H89V196H88ZM96 197H97V196H96ZM117 197H118V196H117ZM124 197H125V196H124ZM148 197H149V196H148ZM7 198H8V197H7ZM29 198H30V197H29ZM42 198H44V196H43ZM42 198H41V197L39 198V195H38V199H37V201H38V200L40 201V199L42 200ZM71 198H72V197H71ZM74 198H75V197H74ZM74 198H73V199H74ZM82 198H83V197H82ZM120 198H121V197H120ZM9 199H11V198H9ZM9 199H7V202H5V200H4V201L0 200V201H1L0 204H1V205L3 204V206L0 205V213H2V215H1V214H0V215L3 216V211H1L2 208H3V210H4V208H7V209L9 210V212L12 214V215H11L9 212H7L8 210L6 209L5 212H7V215H8V214L11 215V216L8 215V216H9V220L7 221V223L4 222L5 220H4L3 217H4L5 215L2 217L3 219H1V217H0V226H1L2 224H3V226H4L3 229L0 228V229H1V230H0V233H1L2 230H5V233H4V234H3V233L0 234V264H13V262L15 261V251L18 250V246H17L18 243L15 244V242H17V240L15 239L16 237L14 238V240H16L15 242H14V240H12V237L14 236V230H13V229H15V227H16V225H17V222H16V221L13 222L12 219L15 220V219L17 218V221H19L18 217H19L22 213H26V210L28 211V209L26 208V207H28V206H26V207L24 208L23 205H22L20 202H18L19 205H16V203H15V201H16L15 199H16V198L14 199V197H13V199H14L15 201H14L13 199H12V200H13L14 202L11 201V200H9ZM20 199L22 200L21 196H20ZM25 199H26V198H25ZM31 199H32V198H31ZM52 199L54 200L53 197H52ZM60 199H61V202H62V197L59 198V200H60ZM66 199L68 200V198H66ZM118 199H119V198H118ZM131 199H132V198H131ZM8 200H9V202L11 201V204H10V203L8 204ZM21 200H20V201H21ZM27 200H28V199H27ZM27 200H26V201H27ZM45 200H46V199H45ZM63 200H64V199H63ZM110 200H111V198H110ZM151 200H152V199H151ZM26 201L24 200V202H26ZM33 201H34V199H33ZM33 201H32V202H33ZM37 201H36V202H37ZM39 201H38V202H39ZM48 201H52V200L50 199V200H48ZM54 201H55V200H54ZM54 201H53V203H54ZM77 201H78V200H77ZM149 201H150V200H149ZM4 202L7 203V204L5 205ZM12 202L15 203V204H12ZM22 202H23V200H22ZM34 202H35V201H34ZM34 202H33V203H34ZM43 202H44V201H42V203H43ZM45 202H46V201H45ZM68 202H69V201H68ZM91 202H92V201H91ZM115 202H116V201H115ZM131 202H132V201H131ZM29 203H30V202H29ZM33 203H32V204H33ZM42 203H40V204H42ZM46 203H47V202H46ZM55 203L59 204L58 201L55 202ZM55 203H54V204H55ZM62 203H63V202H62ZM62 203H61V204H62ZM85 203H86V202H85ZM148 203H149V202H148ZM30 204H31V203H30ZM32 204H31V207H32ZM47 204H49V203H47ZM47 204L44 205V203H43L44 206H46ZM51 204H52V203H51ZM54 204H53V205H54ZM63 204H64V203H63ZM80 204H81V203H80ZM132 204H134V203H132ZM4 205H5V206H4ZM28 205H29V204H28ZM33 205H34V204H33ZM43 205L40 206V207H43ZM67 205H68V204H67ZM71 205H72V204H71ZM92 205H93V204H92ZM101 205H102V204H101ZM123 205H124V204H123ZM146 205H147V204H146ZM34 206H35V205H34ZM37 206H38V205H36V207H34V208H35V209H38ZM60 206H61V205H60ZM73 206H74V205H73ZM1 207H2V208H1ZM58 207H59V206H58ZM58 207H56V208H58ZM66 207H67V206H66ZM132 207H133V205H132ZM141 207H142V204H141ZM32 208H33V207H32ZM34 208H33V210L28 211V213L31 214V211H34ZM70 208H71V207H70ZM103 208H104V207H103ZM29 209H31V208H29ZM108 209H110V208H108ZM146 209H148V208H146ZM149 209H150V208H149ZM46 210H47V209H46ZM69 210H70V209H69ZM72 210H73V209H72ZM96 210H97V209H96ZM47 211H48V210H47ZM51 211H52V210H51ZM65 211H66V210H65ZM73 211H74V210H73ZM76 211H77V210H76ZM94 211H95V210H94ZM94 211H93V212H94ZM116 211H117V210H116ZM38 212H40V213H42V214H45V213L41 212L40 210H38ZM44 212H45V210H44ZM49 212H50V210H49ZM58 212H59V211H58ZM58 212H56V213H58ZM69 212H70V211H69ZM74 212H75V211H74ZM93 212H92V213H93ZM95 212H96V211H95ZM118 212H119V211H118ZM136 212H137V211H136ZM145 212H146V211H145ZM34 213H37V212H34ZM40 213H39V214H40ZM47 213H48V212H47ZM47 213H46V214H47ZM52 213H54V212H52ZM71 213H72V211H71ZM121 213H122V212H121ZM141 213H142V212H141ZM146 213H147V212H146ZM4 214H5V213H4ZM37 214H38V213H37ZM37 214H36L35 216H38V215H39V214H38V215H37ZM46 214H45V215H46ZM59 214H60V213H59ZM61 214H63V213L61 212ZM76 214H78V213H76ZM48 215H49V214H47L46 216H48ZM50 215H51V214H50ZM50 215H49V217H50ZM74 215H75V214H74ZM93 215H95V214H93ZM109 215H110V214H109ZM262 215H263V217L260 218L259 221L257 220V222H256L255 224H253V226H251V227L249 228V230L246 232L247 234L244 236V239H243V241H242V243H241V245H240V249H239V252H238V258H237L238 261H237V264H247V261H249V260L247 259V256L249 255V254H248V251L250 250V249H249V248H250V245H251V243H253V240L259 235V232H260L261 229L264 227V211H263V214H262ZM8 216H7V217H8ZM39 216H40L39 218L42 219L41 215H39ZM42 216H43V215H42ZM64 216H65V215H64ZM112 216H113V215H112ZM26 217H28V215H26ZM26 217L23 216V218H20V219H23V223L27 220V219H26V220L24 221V219H25ZM43 217H45V216H43ZM49 217H48V218H49ZM62 217H63V216H62ZM69 217H70V216H69ZM143 217H144V216H143ZM10 218H11V219H10ZM34 218H37V217H34ZM39 218H38V219H39ZM53 218H54V217H53ZM73 218H74V217H73ZM78 218H79L80 221H81L82 216H81V218H80V217H78ZM78 218H76V219H78ZM84 218H85V217H84ZM96 218H97V217H96ZM5 219H6V216H5ZM7 219H8V218H7ZM7 219H6V220H7ZM28 219H29V217H28ZM59 219H60V217H59ZM65 219H66V218H65ZM93 219H95V218H93ZM97 219H98V218H97ZM97 219H96V220H97ZM140 219H141V217H140ZM143 219H144V218H143ZM143 219H142V220H143ZM1 220H4V221H1ZM34 220H35V222H36V226H37V221H36V219H34ZM34 220H33V221H34ZM42 220H43V219H42ZM50 220H51V219H50ZM69 220H70V219H69ZM137 220H139V219H137ZM20 221H21V220H20ZM20 221H19V223H18L19 227L21 226V225H20ZM27 221H28V222H27V225H25V223H24V225L26 226V229H27L28 224L30 223L29 220H27ZM51 221H52V220H51ZM76 221H77V220H76ZM99 221L102 222L101 220H99ZM99 221H95V222H99ZM103 221H104V220H103ZM21 222H22V221H21ZM66 222H67V221H66ZM31 223H32V221H31ZM50 223H51V222H50ZM76 223H78V221H77ZM79 223H80V222H79ZM41 224H42V223H41ZM46 224H47V222H46ZM70 224H71V223H70ZM102 224H103V223H102ZM106 224H107V223H106ZM112 224H113V223H112ZM22 225H23V224H22ZM24 225H23V226H24ZM44 225H45V224H44ZM86 225H87V224H86ZM86 225H85V226H86ZM89 225H90V224H89ZM92 225H93V222H92ZM29 226H30V225H29ZM31 226H33V228L36 229V226L34 227L33 224H32ZM31 226H30V229H32ZM38 226H39V225H38ZM73 226H74V225H73ZM87 226H88V225H87ZM97 226H98V225H97ZM100 226H101V225H100ZM115 226H116V225H115ZM131 226H132V225H131ZM17 227H18V226H17ZM48 227H49V226H48ZM90 227H91V226H90ZM107 227H108V226H107ZM109 227H110V226H109ZM21 228H22V226H21L19 229H21ZM44 228H45V227H44ZM83 228H84V227H83ZM95 228H96V227H95ZM99 228H100V227H99ZM114 228H115V227H114ZM114 228H113V229H114ZM17 229H18V228H17ZM19 229H18V231H19ZM28 229H29V228H28ZM30 229H29V230H30ZM35 229H34V231L37 230V229H36V230H35ZM39 229H40V228H39ZM93 229H94V227H93ZM103 229H104V228H103ZM105 229H106V228H105ZM117 229H118V228H117ZM15 230H16V229H15ZM21 230H22V229H21ZM24 230H25V229H24ZM24 230H23V231H24ZM47 230H48V229H47ZM73 230H74V229H73ZM97 230H98V229H97ZM25 231H26V230H25ZM30 231H33V230H30ZM34 231H33V232H34ZM37 231H39V230H37ZM68 231H69V230H68ZM87 231H88V230H87ZM105 231H106V230H105ZM105 231H104V232H105ZM112 231H113V230H112ZM20 232H21V231H20ZM27 232H28V230H27ZM39 232H40V231H39ZM41 232H42V231H41ZM43 232H44V230H43ZM46 232H47V231H46ZM49 232H50V231H49ZM72 232H73V231H72ZM84 232H85V231H84ZM91 232H93V230H92ZM21 233H23V232H21ZM64 233H65V231H64ZM87 233H88V232H87ZM24 234H25V233H23V236H24ZM29 234H30V233H29ZM29 234H28V235H29ZM38 234H39V233H38ZM46 234H47V233H46ZM68 234H69V233H68ZM83 234H84V233H83ZM95 234H96V233H95ZM104 234H105V233H104ZM19 235H20V238H21L22 234H19ZM47 235H48V234H47ZM47 235H46V237H47ZM51 235H52V234H51ZM66 235H67V234H66ZM98 235H99V234H98ZM98 235H97V236H98ZM107 235H108V234H107ZM107 235H106V236H107ZM117 235H118V234H117ZM119 235H121V234H119ZM119 235H118V236H119ZM123 235H124V234H123ZM17 236H18V235H17ZM30 236H33V233H32V235L30 234ZM34 236H35V235H34ZM37 236H38V235H37ZM43 236H44V235H43ZM70 236H71V235H70ZM79 236H80V235H79ZM99 236H100V235H99ZM106 236H105V237H106ZM111 236H112V235H111ZM46 237H45V238H46ZM63 237H64V236H63ZM72 237H73V236H72ZM95 237H96V236H95ZM108 237H109V236H108ZM108 237H107V238H108ZM27 238H29V239H27ZM33 238H36V237H33ZM42 238H43V237H42ZM74 238H77V237L74 236L73 239H74ZM111 238H112V237H111ZM116 238H117V237H116ZM126 238H127V237H126ZM17 239H18V237H17ZM21 239H22V238H21ZM26 239H27V242H28L29 240H30V241L33 240V239H30L29 236L26 237ZM36 239H37V238H36ZM48 239H49V238H48ZM65 239H66V238H65ZM78 239H79V238H78ZM81 239H83V237H82ZM121 239H122V238H121ZM123 239H124V238H123ZM127 239H128V238H127ZM129 239H130V238H129ZM11 240L14 242V243H13V244H14V247H15V245L17 246V247H15V248H17V249H16V250L14 249V250H15V251L13 252L14 255L11 256V258L5 259V258H4L5 252L7 251V252H10V253H11V250L13 251V249H12L13 247H12V245H10V244H11V242H10ZM24 240H25V239H24ZM63 240H64V239H63ZM79 240H80V239H79ZM83 240H85V239H83ZM95 240H96V239H95ZM97 240H98V239H97ZM97 240H96V241H97ZM108 240H109V239H108ZM113 240H114V239H113ZM116 240H117V239H116ZM20 241H21V244L24 242V241L22 242V240H20ZM33 241L35 242V239H34ZM33 241H32V243H33ZM45 241H46V240H45ZM74 241H75V240H74ZM87 241H88V243L90 242L89 239H88ZM91 241H92V240H91ZM101 241H103V240H101ZM104 241H105V240H104ZM104 241H103V244H104ZM128 241H129V240H128ZM18 242H19V239H18ZM37 242H38V241H37ZM48 242H50V241H48ZM82 242H86V241H82ZM132 242H133V241H132ZM39 243H42V242H39ZM63 243H64V242H63ZM70 243H71V240H70ZM78 243H79V242L77 241V244H78ZM94 243H95V242H94ZM106 243H107V242H106ZM118 243H119V242H118ZM125 243H126V242H125ZM19 244H20V243H19ZM30 244H31V242H30ZM36 244H37V243H34V246L37 247L38 244H37V245H36ZM44 244H45L46 247H47V242H46V243L44 242ZM64 244H65V243H64ZM66 244H67V243H66ZM73 244H74V242H73ZM99 244H101V242H99ZM99 244H97V242H96V245H99ZM128 244H129V243H128ZM23 245L25 246V243L22 244L21 246L24 247ZM26 245L29 247V245H28L27 243H26ZM31 245H33V244H31ZM39 245H40V244H39ZM42 245H43V244H42ZM50 245H51V246H50ZM53 245H54V243H53ZM80 245H81V244H80ZM86 245H87V244H86ZM96 245H95L94 247H96ZM117 245H118V244H117ZM40 246H41V245H40ZM48 246L52 247L51 242L49 243ZM68 246H69V245H68ZM88 246H89V245H88ZM90 246H92V244H91ZM101 246H102V245H101ZM124 246H125V245H124ZM38 247H39V246H38ZM42 247H43V246H42ZM62 247H63V246H62ZM73 247H74V246H73ZM75 247H76V245H75ZM92 247H93V246H92ZM92 247H89V248L92 249ZM98 247H99V246H98ZM127 247H129V246H127ZM154 247H155V246H154ZM19 248H20V245H19ZM25 248H26V246H25ZM25 248H24V249L21 248V249H22V250H25ZM32 248L35 249L33 246H32ZM39 248H40V247H39ZM56 248H58V246H57ZM83 248H84V247H83ZM96 248H97V247H96ZM102 248H103V246H102ZM21 249H20L21 254H20L19 251H16V253L19 252V253L17 254L18 256H19V254H20V256H30V255H31V252H30V251H31L32 249H28V248H27V249H28V250L26 249L27 252H28V253L30 252V253H29V254H25V253H23V254H25V255H22V252H23V251H22ZM43 249H44V248H42L41 250H43ZM51 249H54V248L52 247ZM62 249H63V248H62ZM64 249H65V248H64ZM64 249H63V252L65 251ZM77 249H78V247H77ZM79 249H80V246H79ZM105 249H106V248H105ZM112 249H113V247H112ZM116 249H119V248L116 247ZM121 249H122V248H121ZM157 249H158V248H157ZM157 249H156V250H157ZM29 250H30V251H29ZM35 250L38 251V250H40V249H37V248H36ZM41 250H40V251H41ZM54 250H55V249H54ZM57 250H58V249H57ZM57 250H56V251H57ZM60 250H61V249H60ZM72 250H74V252H76L75 249H72ZM80 250H81V249H80ZM80 250H78V251L82 253V251H80ZM85 250H86V249H85ZM92 250H95V249H92ZM98 250H99V249H98ZM101 250H102V249L100 248V252H101ZM103 250H104V249H103ZM113 250H114V249H113ZM2 251H3V252H2ZM4 251H5V252H4ZM58 251H59V250H58ZM66 251H67V250H66ZM90 251H91V250H90ZM106 251H107V250H106ZM110 251H111V250H110ZM127 251H128V250H127ZM141 251H142V250H141ZM193 251H194V250H193ZM1 252L4 253V254H3V257H2L3 261H2V259H1ZM25 252H26V251H25ZM33 252H34V251L32 250V253H33ZM94 252H95V251H94ZM96 252H97V251H96ZM96 252H95V253H96ZM102 252H103V251H102ZM119 252H120V251H119ZM152 252H153V251H152ZM38 253L41 254V253H43V251H42V252H38ZM38 253H37V252H34L33 255L38 254ZM61 253H62V252H61ZM70 253H71V252H70ZM70 253H69V254H70ZM77 253H78V252H77ZM83 253H85V251H83ZM91 253H92V251H91ZM91 253H90V254H91ZM95 253H94V254H95ZM104 253H105V250H104ZM113 253H115V252H113ZM124 253H125V252H124ZM124 253H123V254H124ZM158 253H159V252H158ZM43 254H44V253H43ZM45 254H46V253H45ZM58 254H59V253H58ZM63 254H64V253H63ZM65 254H66V253H65ZM72 254H73V253H71V255H72ZM78 254H79V253H78ZM98 254H99V253H98ZM143 254H144V253H143ZM6 255H7V254H6ZM41 255H42V254H41ZM46 255L48 256V254H46ZM49 255H50V254H49ZM54 255H55V253H54ZM54 255H53V256H54ZM73 255H74V254H73ZM81 255H83V254H81ZM81 255H80V256H81ZM87 255H88V254H87ZM92 255H93V253H92ZM100 255H101V254H100ZM116 255H117V254H116ZM194 255H195V254H194ZM44 256H45V255H44ZM47 256H46V257H47ZM80 256H79V257H80ZM85 256H86V255H85ZM85 256L82 257V258H84V259H81V260H85ZM89 256H91V255H89ZM95 256H96V254H95ZM95 256H93V257H95ZM103 256H104V255H103ZM103 256H102V257H103ZM105 256H106V255H105ZM111 256L115 258V255H114V256L111 255ZM126 256H128V255H126ZM146 256H147V255H146ZM5 257H9V255H8V256H5ZM30 257H32V258H30ZM30 257H27L28 259H30L29 262H28V259H27L26 257H25L26 259H25L24 257L21 258V259H23V261L20 259V257H19V258L16 257V258H17V259H20V261H22V262H24V260H25V262H26V260H27L28 263H26V264H29V263L31 262V260L33 259V257L36 259V255H35V256H32V255H31ZM37 257H38V255H37ZM65 257H67V256H65ZM69 257H70V256H69ZM72 257H73V256H72ZM75 257H76V256H75ZM86 257H87V256H86ZM96 257H97V256H96ZM96 257H95V258H96ZM98 257H99V255H98ZM119 257H120V255H119ZM38 258L41 259L40 257H38ZM42 258H44V257H42ZM56 258H57V256H56ZM70 258H71V257H70ZM80 258H81V257H80ZM95 258H93V259H95ZM100 258H101V257H100ZM121 258H122V257H121ZM129 258H131V256L128 257V259H126V257H125L126 264H128V263H129V264H130V263L132 264V258H131V259H129ZM39 259H38V261H40ZM68 259H69V258H68ZM68 259H67V261H68ZM71 259H72V258H71ZM71 259H69V260H71ZM93 259H92V260H93ZM96 259H97V258H96ZM96 259H95V261H96ZM112 259H113V258H112ZM145 259H146V257H145ZM212 259H213V258H212ZM45 260H47V259H45ZM45 260H44V262H45ZM48 260L51 261L50 258H48ZM52 260H54V259H52ZM57 260H58V259H57ZM98 260H99V259H98ZM114 260H115V259H114ZM125 260H124V261H125ZM127 260H128V263H127ZM16 261H18V260H16ZM20 261H19V262H20ZM32 261H33V260H32ZM34 261H36V262H34ZM34 261H33L34 263H31V264H37L38 261H37V260H34ZM60 261H61V259H60ZM63 261H64V260H63ZM63 261H62V262H63ZM67 261H66V262H67ZM85 261H86V260H85ZM85 261H83V262H85ZM87 261H88V260H87ZM95 261H94V262H95ZM110 261H112V260H110ZM22 262H20V263H22ZM25 262H24V263H25ZM40 262H41V261H40ZM42 262H43V261H42ZM46 262H47V261H46ZM48 262H49V261H48ZM71 262H72V260H71ZM78 262H79V261H78ZM94 262H93V264H94ZM97 262H98V261H97ZM100 262H101V260H100ZM100 262H99V263H100ZM113 262H114V261H113ZM113 262H112L111 264H113ZM115 262H117V261H115ZM50 263H51V262H50ZM55 263H56V262H55ZM64 263H65V262H64ZM88 263H89V262H88ZM95 263H96V262H95ZM101 263H102V262H101ZM124 263H125V262H124ZM15 264H16V263H15ZM41 264H42V263H41ZM56 264H57V263H56ZM74 264H77V262L75 261ZM80 264H81V263H80ZM84 264H85V263H84ZM97 264H98V263H97ZM102 264H103V263H102ZM105 264H106V263H105ZM183 264H184V263H183Z\"/></svg>",
	"mask_w": 264,
	"mask_h": 264
}]
</instances>
